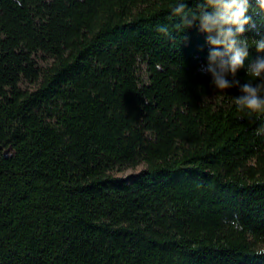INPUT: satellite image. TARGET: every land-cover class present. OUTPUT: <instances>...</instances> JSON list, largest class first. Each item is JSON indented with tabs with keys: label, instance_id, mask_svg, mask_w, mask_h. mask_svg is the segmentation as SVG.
I'll list each match as a JSON object with an SVG mask.
<instances>
[{
	"label": "trees",
	"instance_id": "trees-1",
	"mask_svg": "<svg viewBox=\"0 0 264 264\" xmlns=\"http://www.w3.org/2000/svg\"><path fill=\"white\" fill-rule=\"evenodd\" d=\"M175 3L0 0V264H264V117Z\"/></svg>",
	"mask_w": 264,
	"mask_h": 264
},
{
	"label": "clouds",
	"instance_id": "clouds-1",
	"mask_svg": "<svg viewBox=\"0 0 264 264\" xmlns=\"http://www.w3.org/2000/svg\"><path fill=\"white\" fill-rule=\"evenodd\" d=\"M250 9L258 10L264 21V0H197L195 8L189 7L185 0H176L169 5L170 18H178L185 29L198 21L199 31L207 34L206 43L211 46L202 71L211 75V84L217 92L237 87L241 95L234 97L236 109L242 117L251 120L264 117V57L247 64V82L241 84L236 79L238 70L245 68L250 47L264 53V36L248 38L244 35L245 25L255 27L248 14ZM157 31L169 34L165 25L158 26ZM257 79L259 83L253 84ZM255 134L264 136V124Z\"/></svg>",
	"mask_w": 264,
	"mask_h": 264
},
{
	"label": "rangeland",
	"instance_id": "rangeland-1",
	"mask_svg": "<svg viewBox=\"0 0 264 264\" xmlns=\"http://www.w3.org/2000/svg\"><path fill=\"white\" fill-rule=\"evenodd\" d=\"M142 168H143V164H139V165H137L134 168H130V167L129 168H126L123 171L118 172L117 175L122 176V177H126L129 174L134 173V172H137V171H139Z\"/></svg>",
	"mask_w": 264,
	"mask_h": 264
}]
</instances>
